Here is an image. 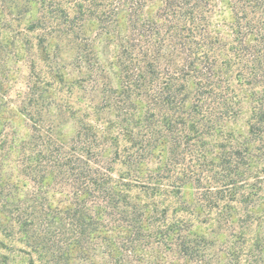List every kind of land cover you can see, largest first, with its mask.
Returning a JSON list of instances; mask_svg holds the SVG:
<instances>
[{"label": "trees", "instance_id": "obj_1", "mask_svg": "<svg viewBox=\"0 0 264 264\" xmlns=\"http://www.w3.org/2000/svg\"><path fill=\"white\" fill-rule=\"evenodd\" d=\"M0 30V264H264V0H0Z\"/></svg>", "mask_w": 264, "mask_h": 264}, {"label": "rangeland", "instance_id": "obj_2", "mask_svg": "<svg viewBox=\"0 0 264 264\" xmlns=\"http://www.w3.org/2000/svg\"><path fill=\"white\" fill-rule=\"evenodd\" d=\"M15 24V23H14ZM23 26V25H21ZM8 35L5 34V32H2L0 30V83L2 84V91L0 92L1 98L3 97V94H8L6 97H8L9 100L12 101V104L16 103L17 99V93L22 90L25 91V84H26V79H27V69L25 65V61L23 58H21V53L19 54L18 51L11 45L10 36L7 38ZM21 38V36H20ZM107 50V49H106ZM110 53V51H109ZM109 56V55H108ZM62 57L64 59L67 58V54H63ZM72 77L74 78V72H72ZM10 80H13V87L11 88L10 93H6L5 88L8 87L6 85V82L8 81V84ZM5 86V87H4ZM77 89H73L72 93L69 95L65 92L59 93V98L62 100H67L69 104L73 108L78 107V102H77ZM64 122L62 124V131L65 133L67 136L72 134V128H73V120L68 118L67 116H64ZM24 120V119H23ZM22 119H18L16 121L15 126L18 128L19 132L21 133H26L28 131V126H26V122L23 121ZM245 118H240L233 127L237 130H240L242 132L246 131V126L244 124ZM18 176V175H17ZM19 180L21 181V184L26 182L28 185H31L32 182L29 181L27 178H22L21 176H18ZM192 193V189L190 187H187L184 189V196L186 198H190ZM174 199L169 198L165 204H169L171 206H174ZM164 204V205H165ZM171 208V207H170ZM171 210L169 211V213ZM8 245L13 244L15 248H20L23 247L20 243L17 241L10 242L8 240L5 241ZM0 253H6L8 254V251L5 249H0ZM28 256L24 255L22 253L17 252L14 250L13 253L10 254V262L9 264H27Z\"/></svg>", "mask_w": 264, "mask_h": 264}]
</instances>
